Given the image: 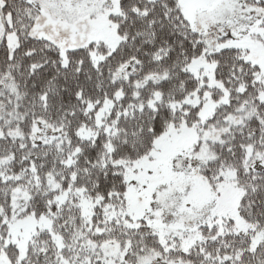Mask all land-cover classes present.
<instances>
[{
    "label": "snow or ice",
    "instance_id": "obj_1",
    "mask_svg": "<svg viewBox=\"0 0 264 264\" xmlns=\"http://www.w3.org/2000/svg\"><path fill=\"white\" fill-rule=\"evenodd\" d=\"M0 264H264V0H0Z\"/></svg>",
    "mask_w": 264,
    "mask_h": 264
}]
</instances>
